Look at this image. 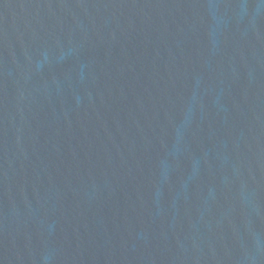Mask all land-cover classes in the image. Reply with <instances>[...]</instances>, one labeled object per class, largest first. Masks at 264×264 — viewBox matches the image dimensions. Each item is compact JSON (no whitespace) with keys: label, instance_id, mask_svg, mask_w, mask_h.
I'll return each mask as SVG.
<instances>
[{"label":"water","instance_id":"1","mask_svg":"<svg viewBox=\"0 0 264 264\" xmlns=\"http://www.w3.org/2000/svg\"><path fill=\"white\" fill-rule=\"evenodd\" d=\"M0 264H264V0H0Z\"/></svg>","mask_w":264,"mask_h":264}]
</instances>
